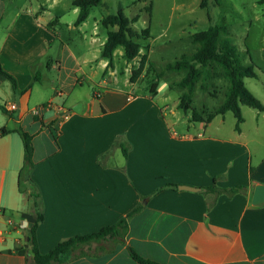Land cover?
I'll return each instance as SVG.
<instances>
[{
	"label": "crops",
	"instance_id": "obj_1",
	"mask_svg": "<svg viewBox=\"0 0 264 264\" xmlns=\"http://www.w3.org/2000/svg\"><path fill=\"white\" fill-rule=\"evenodd\" d=\"M32 1L26 8L20 0H0V64L17 83L16 92L7 90L10 81L0 73V104L8 112L0 110V130L10 132L0 135V264L33 261L27 247L36 220L33 185L43 203L44 220L37 229L41 253L73 236L98 232L142 207L129 222L125 244L93 243L66 264H139L130 248L160 264H264V205L252 204L255 187L264 184V112L254 109L258 113L252 123L244 115L239 131L237 122L225 126L226 115L208 124L185 115L193 124L178 131L183 123L179 110L152 95H139L128 79L127 89L98 81L97 70L106 76L109 64L101 57L107 36L97 22L89 27L92 10L76 25L74 0L75 21L52 13L60 0L49 6ZM64 27L79 37L66 41L60 33ZM46 60L48 73L72 65L66 77L59 76V87L42 75ZM110 75L119 82L116 70ZM87 81L94 88L88 97L82 92ZM37 84L50 94L39 101L41 108L32 109ZM253 94L264 105V97ZM78 104L81 113L73 110ZM10 105L18 109L10 111ZM36 109L39 116L33 114ZM218 119L222 122L215 124ZM19 128L33 136L32 184L19 182L24 165ZM119 137L131 146L128 158L120 147L113 148ZM215 179L220 188L243 185L247 191L233 197L205 192ZM179 185L201 191L180 190Z\"/></svg>",
	"mask_w": 264,
	"mask_h": 264
},
{
	"label": "rangeland",
	"instance_id": "obj_2",
	"mask_svg": "<svg viewBox=\"0 0 264 264\" xmlns=\"http://www.w3.org/2000/svg\"><path fill=\"white\" fill-rule=\"evenodd\" d=\"M29 1L20 0V4L28 8ZM261 1L219 0L217 5L215 0H208L207 6L203 8L201 6L203 0H101L91 11L89 19L91 29L97 22L100 33L106 37L108 29L102 24L103 18L117 15L122 11L130 21L137 20L132 24L134 30L142 34L149 29V33L135 39L141 47L139 58L129 61L125 57L124 49L118 48L115 51L112 65L107 68L106 76L103 69L97 70L98 81L106 80L108 83L103 84L105 86L127 89L125 80L128 79L130 83L136 84V88L132 86V90L139 95L148 94L157 97L158 101L178 111L181 97L187 89L176 84L184 78L186 71H168L166 66L180 61L184 55L191 56L197 51L198 45L193 42V35L207 31L211 26H219L227 29V34H224L223 39H228L232 43L234 49L240 54L242 63L255 66L259 78L245 79L247 88L256 95L264 97V4H261ZM32 2L46 3L49 6L53 0H33ZM59 2L60 5L51 10L52 13H62L65 15L63 16L64 21H75L77 16L73 14L71 0H60ZM12 7L13 4L10 5V8ZM55 28L57 29V26ZM60 33L66 41L79 37V33L68 32L66 27ZM143 61L144 64H142ZM48 64L49 61L46 60L42 75L46 76L47 80L55 81L59 87L60 77H66L72 65L69 63V69L62 70L61 73L58 69L48 73ZM92 66L96 68L97 62H93ZM113 70H116L118 83H115L114 76L110 75ZM222 73V68L214 65L195 83L192 106L204 118L215 111L226 98L230 83L221 75ZM5 88L11 92L13 90L10 82L6 83ZM85 88L82 92L88 97V93L91 95L94 90L93 85L87 81ZM46 89L41 84L36 85L30 105L32 109L41 108L38 106L39 101L47 99L50 94ZM60 100L57 98L55 102L59 103ZM0 102L3 103V100ZM242 113L248 123H252L253 117L258 112L248 106H243ZM43 114L47 118L51 112L47 110ZM177 116L183 120V123L177 126L178 131L193 124L189 123L190 117L188 120L183 111L179 110ZM225 117V126L234 127L237 122L234 114L228 112ZM221 120L218 119L215 124L222 122ZM213 129H221V126L215 125Z\"/></svg>",
	"mask_w": 264,
	"mask_h": 264
},
{
	"label": "trees",
	"instance_id": "obj_3",
	"mask_svg": "<svg viewBox=\"0 0 264 264\" xmlns=\"http://www.w3.org/2000/svg\"><path fill=\"white\" fill-rule=\"evenodd\" d=\"M101 0H74L73 5L79 8V15L76 21V25L84 23L90 14L93 7L97 6ZM216 4H219V0H215ZM208 0H203L202 7L207 6ZM264 4V0L260 2ZM150 7L148 11L150 12ZM137 20L130 21L123 12H119L117 15H109L102 20V24L110 29L107 34V40L103 45L101 57L108 60V66L112 65L115 51L122 47L125 52V57L129 61H134L140 56V44L135 39L142 35H148L149 29H146L142 34H139L132 24ZM224 34H227V29L219 26H211L207 31L197 33L193 35L192 40L198 45L197 51L191 56L184 55L180 61L173 64H168L166 69L168 71H186L184 78L177 83L179 87L187 89L180 100L178 110L183 111L186 116H190L191 122H203L210 123L216 116H224L228 112H232L237 120L236 130H240V125L244 121L241 106L245 105L259 112H264L263 103L247 88L245 79H255L258 74L253 64H244L240 59V54L234 49L232 43L228 39H223ZM144 64V61L142 62ZM214 65L222 68L224 76L230 83L226 98L224 102L215 109L207 118L197 113L192 106L194 86L195 83L201 78V76L208 72V69ZM143 67V66H142ZM0 73L7 77L11 82L13 90L17 91L16 80L7 74L1 64ZM39 78V74H36L35 81ZM135 82V80H132ZM94 92V91H93ZM95 96V94H93ZM0 110L8 113L5 106L0 104ZM24 144V165L19 173L20 184L24 181L33 183L31 173L35 167L33 160L34 145L33 136L25 131L23 128L16 130ZM10 133L6 129L0 130V135H7ZM120 147L124 153L125 158H128L130 151V144L123 137H119L113 148ZM113 151V150H112ZM109 155L107 153L103 157ZM253 172V168H251ZM169 187L176 188V185H169ZM33 192L31 197L34 199L33 206L36 210V220L34 225L28 230V243L27 247L33 253V261L28 264H66L73 260L77 255L76 252L83 249L85 246H90L93 243L101 242H117L125 244L126 236L129 229V222L142 207L135 208L127 216L119 220L117 223L104 227L98 232L89 233L85 235H76L69 239H66L57 244L52 250L47 253H41L37 242V229L40 223L44 220L43 215V203L41 195L33 185ZM207 193H212L216 196L226 194L229 197H233L238 193H245L247 186H236L232 188H220L217 186V180L214 183L204 189ZM215 202L210 203L209 208L214 206ZM132 258L139 264H160L151 260L142 258L132 248L129 249Z\"/></svg>",
	"mask_w": 264,
	"mask_h": 264
},
{
	"label": "water",
	"instance_id": "obj_4",
	"mask_svg": "<svg viewBox=\"0 0 264 264\" xmlns=\"http://www.w3.org/2000/svg\"><path fill=\"white\" fill-rule=\"evenodd\" d=\"M73 110L77 113L82 112V104H78L77 106L73 107ZM178 188L180 190H187L192 192H199L201 191L200 188L188 186V185H179ZM252 204L254 206L261 207L264 205V184L257 185L254 190Z\"/></svg>",
	"mask_w": 264,
	"mask_h": 264
},
{
	"label": "built area",
	"instance_id": "obj_5",
	"mask_svg": "<svg viewBox=\"0 0 264 264\" xmlns=\"http://www.w3.org/2000/svg\"><path fill=\"white\" fill-rule=\"evenodd\" d=\"M48 107H51V106H48ZM46 108V107H45ZM18 108H17V106L16 105H10V107H9V110L10 111H16ZM33 114L35 115V116H39L40 115V109H36V110H33Z\"/></svg>",
	"mask_w": 264,
	"mask_h": 264
}]
</instances>
